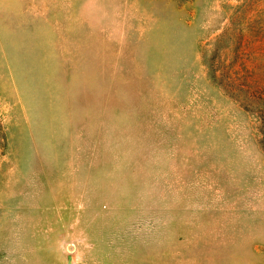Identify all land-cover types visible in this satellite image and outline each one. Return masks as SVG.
<instances>
[{"label": "rangeland", "instance_id": "rangeland-1", "mask_svg": "<svg viewBox=\"0 0 264 264\" xmlns=\"http://www.w3.org/2000/svg\"><path fill=\"white\" fill-rule=\"evenodd\" d=\"M0 264H264V0H0Z\"/></svg>", "mask_w": 264, "mask_h": 264}]
</instances>
